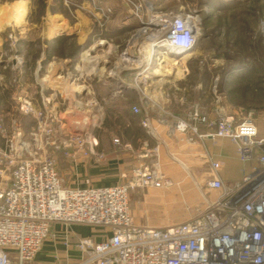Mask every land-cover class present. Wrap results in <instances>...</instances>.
Returning a JSON list of instances; mask_svg holds the SVG:
<instances>
[{
	"label": "built area",
	"instance_id": "obj_1",
	"mask_svg": "<svg viewBox=\"0 0 264 264\" xmlns=\"http://www.w3.org/2000/svg\"><path fill=\"white\" fill-rule=\"evenodd\" d=\"M150 22L151 30L143 32L151 34L152 53L160 50L179 56L193 50L196 25L190 16L164 14ZM131 58L137 68L143 66L137 56ZM32 97L23 90L16 98L20 113H36L38 122L31 127L29 140L24 139L18 124L9 137L0 118V264L31 262L57 225L83 226L102 233L99 242L76 240L84 255L78 264H264V136H258L252 111L237 116L218 99L211 114L194 105L187 112V120L178 121L180 132L199 134L202 126L207 129L202 138L231 141L244 174L231 185L219 179L206 181L205 190L216 191V197H205L203 206L182 222L150 227L133 222L130 192L163 189L170 181L141 164L123 184L65 186L55 159L46 154L48 146L59 150L60 144L57 138L49 137L54 129L45 121L50 100L40 95L39 107H35ZM132 110L139 113L136 107ZM63 144L76 148L65 156L73 158L81 151L86 157L93 154L97 141L71 135ZM209 166L213 171L220 168L212 160Z\"/></svg>",
	"mask_w": 264,
	"mask_h": 264
},
{
	"label": "rangeland",
	"instance_id": "obj_2",
	"mask_svg": "<svg viewBox=\"0 0 264 264\" xmlns=\"http://www.w3.org/2000/svg\"><path fill=\"white\" fill-rule=\"evenodd\" d=\"M61 1L65 6H61L62 4L58 6L55 1L50 4V9L52 11L65 10V13L70 11L73 15L85 6L99 17L98 22H94L93 26L94 33L97 32V36L88 39V46L84 45L81 48H76L74 42H61L52 51L57 55L55 57L62 58L66 56V60L73 62L67 70L64 68L61 71L62 76L65 78L71 76L69 79L76 80L74 83L93 88V96L91 94L89 98L84 100L81 99V91L78 90L77 93H74L76 103L73 102V104L76 105V110L79 107L84 108L80 110L82 115H84L87 108L84 106L91 102L90 98L94 97L98 100V104H101L104 95L100 81H92L90 78L92 76H85V71H75L74 69V64L79 55L81 53L85 54L86 50H89L86 53L87 58H82L84 61L81 65L86 67V60L92 59L93 63L98 65V68L93 71L94 74L102 72L104 75L115 76L124 72L138 74L141 71L144 73L145 70L146 73H149L156 69L160 70L159 75L164 76L187 74L188 77L184 81L177 83V88L185 95V99L178 105V108H184L183 113H186V115L189 108L194 105L202 107L205 111L210 108L213 110V102L215 103L220 99L219 104L227 111L232 108V111L234 110L237 116L240 117L252 111V117L255 119L256 124L258 126L264 124V48H262L263 54L258 59L251 57V47L255 45L257 34L264 37V0ZM22 2L24 9L29 11L27 22L38 24L47 8L48 0H0V5L9 4V7H13L18 4L21 5ZM28 5L30 7H27ZM115 9L121 11L120 18L110 17ZM164 14L190 16L196 25V43L193 50L184 55L177 56L157 50L148 59V48L146 47L151 44L150 38H148L151 34L149 31H147V35H143L141 32H143V29L151 30L149 24L153 17ZM69 20L74 21L72 17ZM117 23L118 25H116ZM116 26L122 29H118ZM116 29L120 31L114 33ZM100 30L101 32L98 33ZM138 34L141 35L138 36ZM104 36L109 39L110 46H116L114 49H104L103 43L99 42V40H104L102 39ZM137 36L139 40H136ZM38 42L37 29L27 32L9 26V30L3 31V49L7 52L5 53L6 58L9 57V80L12 79L9 83V115L0 114V118L3 127L9 132V137L14 132V125L18 124L24 133V139L29 140L32 133L30 129L38 122L37 117L34 116L36 113L23 114L18 111L19 102L16 99L23 90L28 91L23 82V71L25 63H28L26 62L28 57L31 61L36 59ZM93 43L102 44L99 46L93 45V48H91L90 46ZM262 44L264 46V43ZM76 54H79L77 58ZM186 55L188 57L184 58ZM136 56L143 65L140 68H137L138 65L132 64L133 58L131 57ZM12 59L14 63H12ZM46 60H52L50 55L46 56ZM239 66L243 67L237 68L235 71L231 70L230 74L226 75L230 68ZM32 72L34 73V71ZM197 85L199 86V93L194 90ZM234 88L233 92L232 89ZM53 95H55L54 92L45 94V97L50 100L46 106L45 121L48 127L54 129L49 137L57 138L58 144H60L59 150H55L53 146H48L46 154L55 159L59 169H65L66 162L64 158L62 159L58 155L60 154L63 157L68 153V150L72 153L76 150L75 147L67 148L63 144L65 139H68L71 135L84 138L90 135L86 134L87 132L83 134L73 132L72 129L76 124L71 120L75 119L73 117L75 111L72 112L67 109L68 97L64 98V96L59 95L52 97ZM32 98L35 105L38 99L35 96ZM199 99L201 102H196ZM71 108L74 109L73 106ZM54 131H56V134ZM84 146L86 147V144ZM78 152L83 155L81 151ZM135 168H132L131 172ZM188 188V196L191 199L190 204L183 207L175 206V208L168 207L160 197L150 195L146 199L144 194L151 193V190H133L129 195L130 213H135L137 219L141 222L148 218L151 219L153 225L160 227L182 222L192 215L196 209L203 206V198L208 197L202 181L192 182ZM167 220L170 222L167 223ZM141 224L143 223L139 225ZM55 227V232L52 229L53 231H51L50 236L43 243L35 258L25 264H78L84 255L76 247V240L90 238L95 241L103 238L102 233L97 229L76 225L68 228L62 225Z\"/></svg>",
	"mask_w": 264,
	"mask_h": 264
},
{
	"label": "crops",
	"instance_id": "obj_3",
	"mask_svg": "<svg viewBox=\"0 0 264 264\" xmlns=\"http://www.w3.org/2000/svg\"><path fill=\"white\" fill-rule=\"evenodd\" d=\"M55 1L56 5L65 6L61 0H48L47 8L38 24L27 22L29 11L24 9L23 2L13 7H9V4L0 5V114L9 115V83L12 79L9 80V57L6 58L7 52L3 49V31L9 30V26L27 32L37 29L38 55L32 61L28 57L26 61L28 63H25L22 77L25 87L38 100L40 95L45 96L50 92L55 94L52 97L57 95L68 97L67 109L75 111L73 116L75 119L71 121L77 125L82 124L80 126L84 127V132L97 141L93 154L86 157L74 154L71 158L57 154L66 162L65 169H59L56 164L65 186L101 188L123 184L130 178L132 168L144 164L155 168L170 181L169 187L149 188L151 193L147 192L144 197L146 199L150 195L160 197L168 207L175 208L190 204L188 187L192 182L202 181L204 185L208 180L219 179L224 185H231L242 178L244 168L238 162L236 148L231 141L222 138H202L200 135L207 132L202 126L199 127V134L177 130L178 121L187 120L186 113H183L184 108H178L185 95L177 88V83L188 77L185 73L164 76L159 75L160 70L156 69L149 73L145 70L144 73L124 72L115 76L104 75L102 72L94 74L93 71L98 65L93 63L92 59L86 60V67L81 65L84 61L82 58H87L86 53L89 50H86L85 54H78L74 69L85 71V76H92L90 77L92 81H100L104 95L101 104H98L94 97L90 98L91 102L84 106L87 107L84 115L80 111L84 108L79 107L76 110V105L73 104L76 103L74 93L81 91V99L84 100L91 94L93 96V88L74 83L76 80L72 81V78L70 80L71 76L66 78L62 76L61 71L64 68L67 70L73 62L66 60V56L55 57L57 55L52 51L61 42H74L76 48L88 46V39L97 36L93 26L99 17L85 6L73 15L70 11L66 14L65 10L52 11L50 4ZM121 15V11L115 9L110 17L117 19ZM71 17L75 22L69 20ZM117 28L122 29L119 26ZM118 29L114 33H118L120 31ZM100 32L101 30L98 33ZM102 39L104 40L99 42L103 44L93 43L90 47L101 44L105 50L116 47L109 45L107 36ZM47 55H50L52 60H46ZM4 58L6 59L3 60ZM194 90L199 93V86L194 87ZM38 100L35 102L36 107L39 106ZM196 102L199 103L201 100ZM213 105L215 106L216 102H213ZM133 107L138 108L139 113L135 114ZM200 109L203 113L212 112L211 108L208 111L202 107ZM228 112L236 114L232 108ZM258 136H264V124L258 126ZM69 153L72 152L68 150L67 154ZM210 159L219 164L218 171L210 168ZM207 193L208 199L218 195L216 191ZM131 216L137 225L143 223L141 226L160 227L153 225L148 218L143 222L139 221L133 212ZM168 222L170 221L167 220ZM53 230L55 232V226ZM95 242L99 240L96 239Z\"/></svg>",
	"mask_w": 264,
	"mask_h": 264
},
{
	"label": "trees",
	"instance_id": "obj_4",
	"mask_svg": "<svg viewBox=\"0 0 264 264\" xmlns=\"http://www.w3.org/2000/svg\"><path fill=\"white\" fill-rule=\"evenodd\" d=\"M263 41H264V37H262L261 34H257V36L255 38V45L254 46L252 45V47H251L252 48L251 57H253L254 59H258V57H260L263 54V51H262V48H264V46L262 44V43H264ZM242 67L243 66H239V67H236V68L232 67V69L230 68L229 71H228V73H226V75L227 74H230V71L231 70H234L235 71L237 68L240 69ZM234 90H235V88L232 89L233 92H234Z\"/></svg>",
	"mask_w": 264,
	"mask_h": 264
},
{
	"label": "water",
	"instance_id": "obj_5",
	"mask_svg": "<svg viewBox=\"0 0 264 264\" xmlns=\"http://www.w3.org/2000/svg\"><path fill=\"white\" fill-rule=\"evenodd\" d=\"M12 63H14L13 59H12ZM74 126H75L74 129H72L74 133H81V134L84 133V130H85L84 127L77 125V124Z\"/></svg>",
	"mask_w": 264,
	"mask_h": 264
},
{
	"label": "bare ground",
	"instance_id": "obj_6",
	"mask_svg": "<svg viewBox=\"0 0 264 264\" xmlns=\"http://www.w3.org/2000/svg\"><path fill=\"white\" fill-rule=\"evenodd\" d=\"M140 35H141V34H140ZM143 35H144V32H143ZM140 43H141V42H140ZM143 44H145V43H143ZM142 47H143V46H142ZM146 48H148V51H147V52H149V54H147V55H148L147 57H148V59H149V57L152 56V54H153L152 51H153L154 48L151 47V46H150V47H146ZM143 49H144V48H143ZM142 52H144V51H142ZM155 53H156V52H155ZM141 55L143 56V54H141ZM181 55H184V54H180L179 56H181ZM187 55H188V54H187ZM187 55L184 56V58H186ZM140 58H141V57H140ZM184 58H183V59H184Z\"/></svg>",
	"mask_w": 264,
	"mask_h": 264
}]
</instances>
